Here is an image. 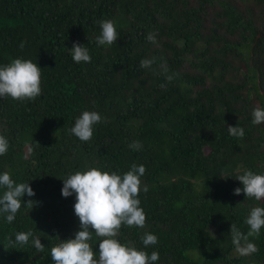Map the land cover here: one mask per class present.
Here are the masks:
<instances>
[{"label": "trees", "instance_id": "obj_1", "mask_svg": "<svg viewBox=\"0 0 264 264\" xmlns=\"http://www.w3.org/2000/svg\"><path fill=\"white\" fill-rule=\"evenodd\" d=\"M101 20L116 27L110 46L96 43ZM74 42L90 63L73 61ZM15 58L41 68V94L0 97V135L9 142L0 174L27 182L34 195L21 197L12 223L0 213V264H52L51 247L79 230L75 193L61 195L62 179L90 167L122 176L133 164L146 169L138 196L146 221L122 224L121 244L158 252L154 264H264V227L248 238L258 251L247 256L229 232L234 224L247 234L250 210L264 207L233 193L243 187L238 174H264V123L251 115L264 108V0H0V66ZM152 58L151 68L139 67ZM85 110L102 121L82 142L68 130ZM228 126L243 128V138ZM89 230L98 259L102 238ZM29 231L27 244L14 243ZM145 233L157 244L145 247Z\"/></svg>", "mask_w": 264, "mask_h": 264}, {"label": "clouds", "instance_id": "obj_2", "mask_svg": "<svg viewBox=\"0 0 264 264\" xmlns=\"http://www.w3.org/2000/svg\"><path fill=\"white\" fill-rule=\"evenodd\" d=\"M100 34L96 37L97 45H112L118 39V33L111 20L98 22ZM156 33L149 32L146 39L150 43H157ZM25 42L19 47L23 49ZM72 59L76 63L91 62V56L84 45L73 43L68 49ZM155 58L142 59L140 68H151ZM40 67L31 60L15 58L10 63L0 66V97H11L13 100H34L41 94ZM160 73L165 76L166 81L171 82L174 75L168 74L166 62L159 65ZM161 88H166L161 84ZM252 123H264V108L256 107L252 110ZM102 121V117L96 111H83L76 119L69 132L80 141L87 142L92 139L93 125ZM231 136L243 138V128L228 126ZM133 150H139V141H133L130 145ZM8 140L0 135V155L7 153ZM146 169L143 165L133 164L131 169L122 176L116 172L109 173L95 167H90L83 172L76 171L69 174L63 180L61 195L68 197L75 193L73 205L74 214L79 219V230L75 232L74 238L59 240L50 249L52 264H154L159 260V253L153 251L151 255L143 250H138L132 245L121 244L115 237L118 235L121 225L128 227L145 226V213L140 207L138 199L141 191L140 177ZM243 187L233 190L234 195L243 191L244 195L259 201L264 199V174H256L251 170H245L243 174L236 176ZM0 187L6 190L0 195V213L6 214L7 223L15 220L18 210L21 208V197L27 194L34 195L33 189L26 183H16L8 172L0 174ZM147 192V186L143 188ZM29 200L30 209L33 207ZM245 223L249 226L247 234L242 233L234 224H231L230 234L232 243L240 255L247 256L258 251L257 246L249 242V237H259L260 230L264 227V207H253ZM99 241V258H95L92 246L88 242L92 238L93 231ZM32 232H20L15 235L14 243L24 245L29 242ZM145 247L155 245L158 242L156 235L145 233L141 237ZM243 242V243H242ZM9 243H13L9 238ZM32 245L36 252H43L44 245L39 238L32 239Z\"/></svg>", "mask_w": 264, "mask_h": 264}]
</instances>
